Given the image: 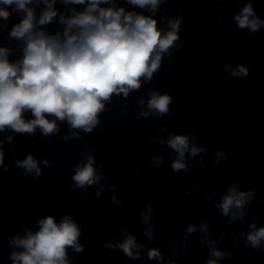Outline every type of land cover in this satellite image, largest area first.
Returning <instances> with one entry per match:
<instances>
[{
    "label": "clouds",
    "instance_id": "9594fccd",
    "mask_svg": "<svg viewBox=\"0 0 264 264\" xmlns=\"http://www.w3.org/2000/svg\"><path fill=\"white\" fill-rule=\"evenodd\" d=\"M55 2L43 0L46 7L37 20L34 9L29 7L33 0H0V5L15 6L12 12L7 7H0V18L5 21L13 12L24 13L19 23L13 25L9 36L25 43L23 58L17 62H9V49L0 47V132L11 129L16 133L33 134L39 127L42 134L48 136L59 131L57 120H66L71 129L92 132L99 123L98 115L105 108L104 102L109 101L113 94L123 93L127 97L131 90L141 87L142 77L151 80L161 66L162 54L167 53L179 39V19L169 21L171 30L165 34L157 28V21L151 16L126 12L124 7H101L102 4H109L110 0H62L65 5H86L83 11L70 9L72 15L69 16L60 13V23L65 25L62 37L59 32L46 35L43 30H35L37 24H50L57 17ZM160 2L128 0L131 5L140 8L150 6L153 12ZM234 19L239 28H249L252 33L264 25V20L257 17L250 2ZM232 75L246 77L248 69L237 65ZM171 102L170 95L153 92L148 108L163 116L169 112ZM28 110L34 118L25 120L24 113ZM141 115L147 116L148 113L141 112ZM49 116L55 119L49 120ZM8 140L11 141L12 137L9 136ZM167 143L178 153V159L172 162V169L177 172L186 170L184 155L189 150L188 136L173 135ZM201 151L203 149L195 146L190 149L192 156ZM3 160V151L0 150V165H3ZM94 162V157L89 156L86 164L76 166L72 177L76 186L83 188L100 179L93 167ZM160 162V158H156L155 163ZM43 163L48 162L45 160ZM17 164L28 172L35 170L37 176L41 174L38 161L32 155L17 161ZM252 195V192H237L233 185L218 207L224 216L231 213L236 217L237 213L232 209L243 208ZM148 210L151 211V206ZM239 216L243 218L244 213L240 212ZM144 219L147 223V214H144ZM38 223L40 227L35 233L28 229L25 236H16L10 241L23 249L12 253L13 264H69V247L76 252L83 251L78 243L81 229L69 216L57 223L49 215ZM250 228L253 231L246 238L255 249L264 240V227L257 229L252 223ZM195 230L191 225L187 229L189 233ZM201 230L207 231V227L202 225ZM146 234L151 239V231L146 230ZM138 247L143 245H138L132 235L119 244L125 255L132 259L139 258V253L133 251ZM211 254L217 258L225 255L215 248ZM148 258L162 259V256L159 250L150 249ZM208 264H217V261L210 259Z\"/></svg>",
    "mask_w": 264,
    "mask_h": 264
}]
</instances>
